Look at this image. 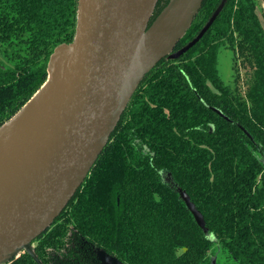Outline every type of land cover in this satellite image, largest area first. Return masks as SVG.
Instances as JSON below:
<instances>
[{
    "label": "trees",
    "instance_id": "obj_1",
    "mask_svg": "<svg viewBox=\"0 0 264 264\" xmlns=\"http://www.w3.org/2000/svg\"><path fill=\"white\" fill-rule=\"evenodd\" d=\"M221 1L204 0L174 51ZM169 2L157 0L149 26ZM78 10L79 0H0V126L47 82ZM222 45L234 52L232 86L218 70ZM239 59L251 67L244 81ZM34 242L41 264H105L101 253L125 264H213L217 254V264H264V26L254 0H227L198 43L144 76L82 186ZM5 264L39 263L22 251Z\"/></svg>",
    "mask_w": 264,
    "mask_h": 264
},
{
    "label": "water",
    "instance_id": "obj_2",
    "mask_svg": "<svg viewBox=\"0 0 264 264\" xmlns=\"http://www.w3.org/2000/svg\"><path fill=\"white\" fill-rule=\"evenodd\" d=\"M226 1L220 2L194 39L174 51L204 0H170L150 26L157 0H79L75 39L55 49L47 82L0 126V264L22 251L41 264L34 240L82 186L144 76L162 58H179L198 43ZM162 15L169 27H181L185 21L187 25L166 42L167 50L151 61L132 86L140 41ZM58 61V71L51 78V68ZM179 192L197 224L209 233L189 194L181 188ZM102 255L108 264H124Z\"/></svg>",
    "mask_w": 264,
    "mask_h": 264
},
{
    "label": "bare ground",
    "instance_id": "obj_3",
    "mask_svg": "<svg viewBox=\"0 0 264 264\" xmlns=\"http://www.w3.org/2000/svg\"><path fill=\"white\" fill-rule=\"evenodd\" d=\"M167 22L166 16L162 15L143 35L132 69V86L141 72L151 63V61L167 50L168 45L166 42L182 33L184 27L187 25L185 21L184 25L181 27H169L167 26ZM58 68L59 61L56 62L54 68H51V78L56 75Z\"/></svg>",
    "mask_w": 264,
    "mask_h": 264
},
{
    "label": "rangeland",
    "instance_id": "obj_4",
    "mask_svg": "<svg viewBox=\"0 0 264 264\" xmlns=\"http://www.w3.org/2000/svg\"><path fill=\"white\" fill-rule=\"evenodd\" d=\"M258 15L261 18V21L264 26V2L262 0H254ZM238 67L240 69V74L242 81L246 80L248 74L251 72V67L248 64H245L242 59L238 60ZM218 70L220 78L224 84L232 86L235 80V71H234V52L226 45H222L218 53ZM242 84V83H241ZM245 89V85H241ZM216 249L219 248L218 245H214ZM220 255L217 254L213 256V264H217Z\"/></svg>",
    "mask_w": 264,
    "mask_h": 264
},
{
    "label": "flooded vegetation",
    "instance_id": "obj_5",
    "mask_svg": "<svg viewBox=\"0 0 264 264\" xmlns=\"http://www.w3.org/2000/svg\"><path fill=\"white\" fill-rule=\"evenodd\" d=\"M39 241H40V239L39 240H36L35 242H34V246H37L38 244H39ZM102 253H101V258H102ZM102 260H103V258H102ZM103 262L105 263V264H108V263H106L104 260H103ZM123 263V262H122ZM125 264V263H124Z\"/></svg>",
    "mask_w": 264,
    "mask_h": 264
}]
</instances>
